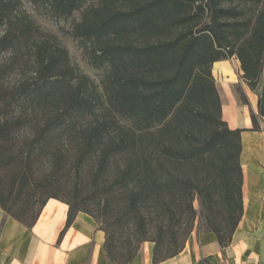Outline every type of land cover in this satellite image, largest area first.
Here are the masks:
<instances>
[{"label": "trees", "instance_id": "16d2710c", "mask_svg": "<svg viewBox=\"0 0 264 264\" xmlns=\"http://www.w3.org/2000/svg\"><path fill=\"white\" fill-rule=\"evenodd\" d=\"M32 1L55 20L91 3L70 34L104 72L103 94L21 0H0L5 215L32 229L59 200L69 210L58 244L86 213L105 233L110 264L130 263L145 242L161 264L196 228L230 247L244 215L242 133L264 118V0ZM233 57L258 94L251 130L223 118L212 70Z\"/></svg>", "mask_w": 264, "mask_h": 264}, {"label": "crops", "instance_id": "0c3cea01", "mask_svg": "<svg viewBox=\"0 0 264 264\" xmlns=\"http://www.w3.org/2000/svg\"><path fill=\"white\" fill-rule=\"evenodd\" d=\"M222 84V81H217L219 94V85ZM220 97L223 114L231 129L254 128L250 110L240 96V103H234V107L228 103L225 105L224 100H228L226 91ZM239 110L243 113L242 126L237 118ZM263 137L264 118L260 120V130L242 133L244 215L231 246L227 248L226 257L223 258L214 235L193 233L182 253L161 264H197L205 257L212 264H264ZM68 210L67 204L50 199L35 226L28 229L7 217L0 208V264H110L103 248L105 233L86 213L77 215L58 244L66 226ZM152 248L151 243H143L137 257L128 264H152Z\"/></svg>", "mask_w": 264, "mask_h": 264}, {"label": "rangeland", "instance_id": "374dc122", "mask_svg": "<svg viewBox=\"0 0 264 264\" xmlns=\"http://www.w3.org/2000/svg\"><path fill=\"white\" fill-rule=\"evenodd\" d=\"M90 5L91 3H87L81 10L76 11L71 18L61 19V20H55L47 16L45 14L44 9L35 5L32 0H21V12L30 15L31 18L36 21L37 25L41 28L43 32L52 34L58 38V40L61 42L63 47H65L69 53L72 66L78 71L79 74L88 77L93 83L94 90H96V92L100 96H102L103 94L102 79L104 72L102 70L94 68L89 64L84 49L78 44L76 40L72 38L70 34L74 23L80 21L83 10L89 7ZM212 73L216 81V87H217V81H222V83L224 84V85L223 84L219 85L220 94H225V91L228 93V100L227 101L224 100L225 105H227L228 103L230 106L234 107V103H240L238 96H240L241 98V96L244 95L247 104L244 103L242 98L241 101L244 105H246L249 108L250 114L252 112L254 113L257 112L258 94L256 92H252L247 86V84L244 82V80L241 78L240 63L236 59V57H233L229 60L220 61V63L218 62L214 64ZM105 108L107 109L106 105ZM223 118L225 121L228 120L224 114H223ZM237 118L239 119L240 125L242 126L243 113L241 110L237 112ZM251 118H252V114H251ZM260 120L261 119H258V128H257L258 130H260ZM120 124L125 128H130L131 126L128 122H124V121H120ZM262 143H263L262 150L264 152V137L262 139ZM88 193L89 190H86L84 192V195ZM87 206L93 209L95 204L90 203L87 204ZM195 208L197 209V212L200 215L201 208L198 202H195ZM197 225H198V221H197ZM193 233H197L198 236H202L206 234V233H198L197 228L194 230ZM221 252L223 254V258H225L227 253V248L222 249Z\"/></svg>", "mask_w": 264, "mask_h": 264}]
</instances>
